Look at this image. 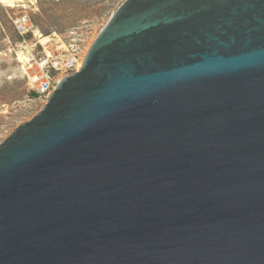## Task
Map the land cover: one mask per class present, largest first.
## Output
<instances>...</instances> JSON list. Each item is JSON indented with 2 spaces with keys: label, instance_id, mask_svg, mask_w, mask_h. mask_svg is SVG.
<instances>
[{
  "label": "water",
  "instance_id": "obj_1",
  "mask_svg": "<svg viewBox=\"0 0 264 264\" xmlns=\"http://www.w3.org/2000/svg\"><path fill=\"white\" fill-rule=\"evenodd\" d=\"M0 264H264V0H127L0 145Z\"/></svg>",
  "mask_w": 264,
  "mask_h": 264
},
{
  "label": "rangeland",
  "instance_id": "obj_2",
  "mask_svg": "<svg viewBox=\"0 0 264 264\" xmlns=\"http://www.w3.org/2000/svg\"><path fill=\"white\" fill-rule=\"evenodd\" d=\"M127 0H25L27 7L9 8L0 3V145L23 123L32 120L47 104L29 87L28 69L18 61L23 39L11 18L28 13L41 35L62 38L73 30L97 38L116 10ZM34 2V4L32 3ZM95 38V39H96ZM33 35L28 45L38 44ZM32 52L30 48H28ZM33 53V52H32Z\"/></svg>",
  "mask_w": 264,
  "mask_h": 264
},
{
  "label": "built area",
  "instance_id": "obj_3",
  "mask_svg": "<svg viewBox=\"0 0 264 264\" xmlns=\"http://www.w3.org/2000/svg\"><path fill=\"white\" fill-rule=\"evenodd\" d=\"M11 25L15 34L23 39L21 52L27 54L29 47L33 52V61L27 73L29 87L45 103L63 78L80 72L88 50L96 38L73 30L54 42L39 44L41 50H38V44L24 46L28 45L26 37L31 34L35 38V32L38 31L28 13L11 18Z\"/></svg>",
  "mask_w": 264,
  "mask_h": 264
},
{
  "label": "bare ground",
  "instance_id": "obj_4",
  "mask_svg": "<svg viewBox=\"0 0 264 264\" xmlns=\"http://www.w3.org/2000/svg\"><path fill=\"white\" fill-rule=\"evenodd\" d=\"M0 3L2 5H4V6H6V7H9V8L27 7L26 4H25V0H0ZM32 3L34 4V2H32ZM55 37L58 40V36H55ZM35 38H38L39 39L38 40L39 44H42V45H46L47 43H51V42L56 41V40H53L52 37H49V36L46 37V36L41 35L39 31L35 32ZM33 57H34V55H33V53L30 50H28L27 54L19 52L18 61L21 64H23V67L25 69H28V68H30L31 61H33V59H32ZM1 114L2 113H1V110H0V115Z\"/></svg>",
  "mask_w": 264,
  "mask_h": 264
},
{
  "label": "trees",
  "instance_id": "obj_5",
  "mask_svg": "<svg viewBox=\"0 0 264 264\" xmlns=\"http://www.w3.org/2000/svg\"><path fill=\"white\" fill-rule=\"evenodd\" d=\"M44 36V35H43ZM47 37V36H46Z\"/></svg>",
  "mask_w": 264,
  "mask_h": 264
}]
</instances>
